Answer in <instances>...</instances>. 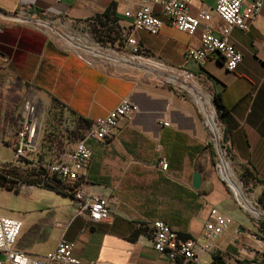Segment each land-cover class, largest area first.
I'll list each match as a JSON object with an SVG mask.
<instances>
[{
	"label": "crops",
	"instance_id": "obj_1",
	"mask_svg": "<svg viewBox=\"0 0 264 264\" xmlns=\"http://www.w3.org/2000/svg\"><path fill=\"white\" fill-rule=\"evenodd\" d=\"M143 3L150 4L0 0V155L13 147L28 100L39 113L59 105L65 117L81 120L83 128L123 99L137 106L112 137L86 140L92 156L84 171L85 189L108 198L110 219L91 223L86 214L77 213L74 197L23 184L15 192L22 196L21 206L13 213L0 208V215L21 221L13 247L43 258L65 238L74 242L73 254L81 264H209L216 251L227 264H264V241L241 213H231L235 205L230 189L212 164V149L197 110V96L205 94L216 112L233 171L244 175L257 199L264 191V0L247 33L232 30L243 53L234 71H228L219 56L202 64L185 60V50L201 45L203 25L191 35L179 31L160 4H152L153 13L164 22L158 33L132 30V19L125 13ZM214 8L215 0L189 3L192 14L209 11L212 31L223 25ZM105 10L112 29L131 33L141 54L165 69L142 60L127 65L111 54L105 56L121 65L88 62L52 30V24L82 27L93 20L96 25V17ZM161 156L168 161L166 171L156 165ZM196 171L197 189L192 187ZM212 208L230 216L232 224L197 262L171 261L154 250L148 222L163 220L181 236L201 237Z\"/></svg>",
	"mask_w": 264,
	"mask_h": 264
},
{
	"label": "built area",
	"instance_id": "obj_2",
	"mask_svg": "<svg viewBox=\"0 0 264 264\" xmlns=\"http://www.w3.org/2000/svg\"><path fill=\"white\" fill-rule=\"evenodd\" d=\"M148 1L150 4L143 3L139 8L125 13L132 19V30L158 33L164 22L153 13L152 4H160L163 15L179 31L191 35L203 25L201 45L185 50L183 53L185 60L202 64L219 56L228 71H234L243 60V53L233 40L232 30L237 28L247 33L263 5V0H249L248 3L244 0H215L214 10L223 21V25L212 31L208 25L211 19L209 11L200 10L197 14H192L189 10L190 0ZM124 48L135 56L141 52L139 41L131 33H128L125 39ZM136 111L135 104L127 99L121 100L105 116L91 122L84 137L73 144L65 160L50 161L34 157L39 151L41 114L37 105L28 100L24 104L25 115L16 129V139L12 147L13 160L19 165H33L72 189L77 203V213L86 214L91 223L108 221L110 219L108 198L92 195L85 189L84 171L92 156L86 140L90 138L106 140L112 137L120 122L130 119ZM156 165L162 171L168 169V161L163 156L156 160ZM147 224L153 248L157 253L165 255L171 261L194 263L200 254L212 250V241L220 237L232 224V218L217 208H212L209 218L204 223L201 237L181 236L163 220H154ZM20 229L19 219L0 215V264H81L73 254L74 242L65 238H61L54 250L43 258L15 249L13 245Z\"/></svg>",
	"mask_w": 264,
	"mask_h": 264
},
{
	"label": "rangeland",
	"instance_id": "obj_3",
	"mask_svg": "<svg viewBox=\"0 0 264 264\" xmlns=\"http://www.w3.org/2000/svg\"><path fill=\"white\" fill-rule=\"evenodd\" d=\"M52 27V30L60 40L65 39V42L68 43L76 53L85 56L88 60H93V62H103L106 66H109L112 63L115 66L121 65L106 57L105 54H111L113 57H125L133 59L134 53L124 48V42L127 37L126 33L117 29L113 30L110 27L102 26L94 27L90 23H86L82 27L72 26L64 28L54 26V24H52ZM57 30L61 31L65 37L59 35ZM137 55L141 59H146L141 54V52H138ZM142 80L146 81V79L143 77ZM184 92L186 93V91ZM197 101L198 115L200 120H202L207 133V141L212 149L214 168L217 174L222 177L219 172V167H221V169L223 168L221 158H223L231 168L232 174L229 176L231 179L229 183L233 184H231V188L237 197L236 199L233 196L232 192L227 186L235 205L233 206L234 208L232 209L231 213L234 212L232 214L235 216L238 215L237 213H241V215L245 217L246 223H250L254 227V229L251 231L255 232L256 235H258V237L264 241V209L257 203L256 196L252 189H250V187H248V185L242 180V173H238V176H236L233 171V162L231 164V160L228 157V155H231L229 148L227 145V149L224 148L225 138L222 129H217L219 125L217 123L216 112L210 109L209 104H203L201 101ZM208 112L210 113L209 115L212 119V124H210L211 121H209V116L207 114ZM46 113H40L41 128L39 131V139L41 142V156L50 161H63L66 159L67 154L73 144L82 138L84 129H78L79 125L73 118H65L64 127H56L55 121H57L58 118H64L62 109L58 105L54 104L46 108ZM208 125L211 127V129H209ZM214 129H217L218 137L217 132H215L216 130ZM219 147L224 148L227 154L225 155L223 152V156H220ZM2 152L3 154L0 155V181L4 180L6 185H12L13 188L18 191L19 186L26 184L24 181L20 180L23 178V180L27 179L26 175L30 173V166L28 164L19 165L14 162L11 145L10 150ZM235 168L236 167H234V169ZM224 182L226 185L228 184L226 180ZM237 188L239 189V193H236L235 191ZM66 189L67 191L73 193V190L69 187L66 186ZM16 191H9L6 188L0 186V208H4L6 211L13 213L19 206H21L24 201L22 200V196L20 194L18 195L15 193ZM237 201H240L242 205H244V208L240 207ZM253 209L257 211H253ZM240 218L242 217H239L238 219ZM260 223H263V226H261Z\"/></svg>",
	"mask_w": 264,
	"mask_h": 264
},
{
	"label": "trees",
	"instance_id": "obj_4",
	"mask_svg": "<svg viewBox=\"0 0 264 264\" xmlns=\"http://www.w3.org/2000/svg\"><path fill=\"white\" fill-rule=\"evenodd\" d=\"M107 12H108V10H105L101 14L100 17H96V19H97L96 25L93 23V20H92V22L90 21L88 23H90L94 27L95 26H98V27L102 26V27H110V28H112L110 25H108L106 23ZM216 104L219 105V102L217 101V99H216ZM62 112H63V109H62ZM63 116H64V114H63ZM65 118H68V117L64 116V118H58V120L55 121L56 127H60V128L64 127L65 126V120H64ZM75 121H77V124L79 125L78 129H84V133H83V136H82V138H83L84 135H85L86 130L88 129V127L90 126L92 121L87 122L85 128L81 127V120L80 121L75 120ZM34 157L38 158V159H45V158H43L41 156V142H39V151H38V153H36L34 155ZM212 164L214 165L213 159H212ZM29 166H30V169H29L30 173L28 175H26L27 179L23 180L24 179L23 178L20 181H24L28 185H37V186H40V187H42L44 189H47V190H50V191H54V192L60 193L62 195L74 197V194L72 192L67 191L66 186L63 185L58 179H56L55 177L49 176L47 174V172L41 171V170L35 168L33 165H29ZM22 177H24V176H22ZM241 178L245 182L243 174H242ZM245 184H247V183L245 182ZM0 186L6 188L7 190L16 191V189H14L12 185H6L4 180L0 181ZM257 203L264 209V191L257 197ZM260 224H261V226H263V223H260ZM209 264H227V262L225 261L223 255H221L218 251H216V252H214L212 254V260H211V262Z\"/></svg>",
	"mask_w": 264,
	"mask_h": 264
},
{
	"label": "bare ground",
	"instance_id": "obj_5",
	"mask_svg": "<svg viewBox=\"0 0 264 264\" xmlns=\"http://www.w3.org/2000/svg\"><path fill=\"white\" fill-rule=\"evenodd\" d=\"M50 26V25H49ZM116 59H117V61H120V62H123V63H125V64H127V65H138V64H142L141 62H137V61H139V60H141V58H139L138 56H135V55H133V60H131V59H129V58H125V57H116ZM134 60H137V61H134ZM141 66V65H140ZM182 85L183 86H186V83H182ZM186 89V88H185ZM190 89V88H189ZM192 89V88H191ZM194 93V92H193ZM197 99L199 100V102L201 101V103H203V104H206V102H205V100L203 99V97L202 96H197ZM198 102V101H197ZM208 114V116H209V121H211V123L210 124H212V119H211V117H210V113L208 112L207 113ZM214 130H216L215 132H217V137H218V131H217V129H214ZM218 139V138H217ZM216 139V140H217ZM223 149V150H222ZM223 152L225 153V155L227 154L226 153V151L224 150V148H220L219 147V155L220 156H223ZM221 162H222V169H221V167H219V172H220V174H221V176L228 182V184H227V186H228V188L229 189H232L231 188V184L229 183V181L231 180L230 179V175L232 174L231 173V168H230V166L228 165V163L223 159V158H221ZM221 177V178H222ZM222 178V179H223ZM223 179V180H224ZM224 180V181H225ZM233 185V184H232ZM235 191H236V193H239V189L237 188V189H235ZM235 193V192H234ZM236 195V194H235ZM253 211H257V210H255V209H253ZM257 214V213H256Z\"/></svg>",
	"mask_w": 264,
	"mask_h": 264
},
{
	"label": "water",
	"instance_id": "obj_6",
	"mask_svg": "<svg viewBox=\"0 0 264 264\" xmlns=\"http://www.w3.org/2000/svg\"><path fill=\"white\" fill-rule=\"evenodd\" d=\"M64 44L68 45L72 49V47L68 43L64 42ZM78 55L80 57H82V58H85L87 61L93 62V60H88L85 56H82L80 54H78ZM141 60L146 65H151V66H155V67H158V68L165 69L164 66L161 65L160 63H157V62H154V61H150V60H146V59H141ZM203 97H204L205 102L208 104L209 102H208V99H207V97H206L205 94H203ZM209 129H211L210 126H209ZM224 142H225V140H224ZM224 148L227 149L226 144L224 145ZM228 157L233 162L231 155H228ZM199 186H200V174L196 171V172L193 173V176H192V187L195 188V189H197ZM230 191L232 192L233 196L237 199V197L235 196V193L233 192V190L230 189ZM237 202L240 205V207L244 208V205H242V203L240 201H237Z\"/></svg>",
	"mask_w": 264,
	"mask_h": 264
}]
</instances>
